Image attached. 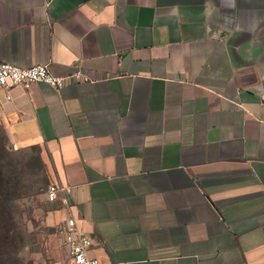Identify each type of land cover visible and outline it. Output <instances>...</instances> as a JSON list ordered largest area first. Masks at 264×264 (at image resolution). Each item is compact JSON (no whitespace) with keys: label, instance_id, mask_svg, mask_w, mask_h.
<instances>
[{"label":"crops","instance_id":"0c3cea01","mask_svg":"<svg viewBox=\"0 0 264 264\" xmlns=\"http://www.w3.org/2000/svg\"><path fill=\"white\" fill-rule=\"evenodd\" d=\"M0 59L87 78L0 125L99 264H264V0H0Z\"/></svg>","mask_w":264,"mask_h":264},{"label":"rangeland","instance_id":"374dc122","mask_svg":"<svg viewBox=\"0 0 264 264\" xmlns=\"http://www.w3.org/2000/svg\"><path fill=\"white\" fill-rule=\"evenodd\" d=\"M0 264H67V252L48 218L45 168L37 150L17 148L0 125Z\"/></svg>","mask_w":264,"mask_h":264},{"label":"built area","instance_id":"2783aa9c","mask_svg":"<svg viewBox=\"0 0 264 264\" xmlns=\"http://www.w3.org/2000/svg\"><path fill=\"white\" fill-rule=\"evenodd\" d=\"M87 79L81 70L66 76L54 75L48 63H35L24 67L12 64L0 59V90L7 92L6 98L10 99L9 89L14 86H22L27 89L31 84L37 82L47 83L55 89H59L70 81ZM68 187H58L56 184L47 185L45 196L47 201L53 202L57 199L58 191L67 192ZM57 235L67 252V264H99L98 259L90 257L89 248L92 238L79 230L76 220L67 217L59 222L56 228Z\"/></svg>","mask_w":264,"mask_h":264},{"label":"trees","instance_id":"16d2710c","mask_svg":"<svg viewBox=\"0 0 264 264\" xmlns=\"http://www.w3.org/2000/svg\"><path fill=\"white\" fill-rule=\"evenodd\" d=\"M3 167L1 166L0 164V199L4 198V195H5V184H6V181L3 179L4 176H3Z\"/></svg>","mask_w":264,"mask_h":264}]
</instances>
